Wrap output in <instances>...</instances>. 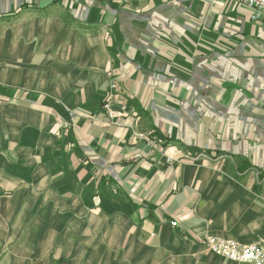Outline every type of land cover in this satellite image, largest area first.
<instances>
[{"label": "crops", "instance_id": "crops-1", "mask_svg": "<svg viewBox=\"0 0 264 264\" xmlns=\"http://www.w3.org/2000/svg\"><path fill=\"white\" fill-rule=\"evenodd\" d=\"M250 15L234 0H0V264H217L193 246L263 237ZM113 81L131 117L102 109Z\"/></svg>", "mask_w": 264, "mask_h": 264}, {"label": "built area", "instance_id": "built-area-1", "mask_svg": "<svg viewBox=\"0 0 264 264\" xmlns=\"http://www.w3.org/2000/svg\"><path fill=\"white\" fill-rule=\"evenodd\" d=\"M140 1V0H133ZM246 5L251 10L250 19L255 24L264 28V0H234ZM119 85L115 81L111 82L102 103V109L110 121H115L121 117H131L133 112L129 110L127 104L119 99ZM116 100L118 101L116 103ZM68 130V124L64 125ZM149 145L151 141H148ZM171 225L176 227L177 221H172ZM206 246L210 252L221 255L239 264H264V236L251 243H243L236 239H227L216 235L207 236Z\"/></svg>", "mask_w": 264, "mask_h": 264}, {"label": "rangeland", "instance_id": "rangeland-1", "mask_svg": "<svg viewBox=\"0 0 264 264\" xmlns=\"http://www.w3.org/2000/svg\"><path fill=\"white\" fill-rule=\"evenodd\" d=\"M239 3V2H238ZM206 239H207V237H206ZM206 239H205V244H206ZM207 247V246H206ZM208 249V248H207ZM193 251L194 252H198V251H202V252H207V254H203V255H199L200 257L201 256H208V255H210L211 257H213L214 259H220L219 260V262L220 263H217V264H237V263H233V262H230V261H228L227 259H224V258H222L221 256H219V255H213V254H210V251H209V249L208 250H206L205 248H202V247H200L199 245H194L193 246ZM194 256V258H193V264H203V259H201V258H198L196 255H193ZM216 264V263H215Z\"/></svg>", "mask_w": 264, "mask_h": 264}]
</instances>
